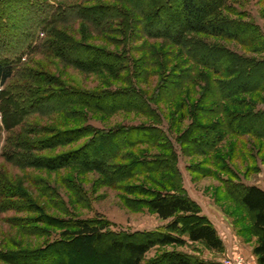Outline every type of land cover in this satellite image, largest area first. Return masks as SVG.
Returning a JSON list of instances; mask_svg holds the SVG:
<instances>
[{
  "label": "trees",
  "instance_id": "obj_1",
  "mask_svg": "<svg viewBox=\"0 0 264 264\" xmlns=\"http://www.w3.org/2000/svg\"><path fill=\"white\" fill-rule=\"evenodd\" d=\"M226 12L239 17L232 18ZM246 16L238 12L230 0H61L57 5L48 0H0V110L2 121L9 132L20 125L27 127L30 124L27 118L31 114L49 111L47 98L41 96L44 88L40 89L42 85L39 81L43 83L48 79L57 80L58 77L32 67L29 62L34 60L29 58L38 52L59 51L55 48L65 34L63 26L83 21L96 33L104 34L108 41L128 45L143 38H164L174 46H182L185 51L182 53L175 48L169 53L176 61L165 62L164 66H172V71L165 75L161 87L154 94L145 91L142 83L145 84L147 78L155 73L147 71L149 64L146 61L131 62L133 57L129 51L119 53L83 42L74 44V55L57 52L61 54L60 57L67 60L70 58V61L81 66L101 59L107 68L114 69L113 74L117 79L121 80L123 76L122 80L126 83L119 88L100 91L65 85L62 88L63 94L72 99H80L79 103L108 114L130 109L146 114L150 120L140 124H121L105 131L83 125L78 129L61 131L59 139L43 137L36 143L29 140L17 142L9 135L2 154L20 165L37 161L44 162L48 167H60L92 163L96 155L93 150L100 144L104 152L98 159L102 166H107L112 159L131 154L123 153L124 147L164 142L166 148L172 150L170 161L175 173L171 185L174 191L139 186L140 192L150 198L145 202L161 218H171L164 230L114 231L110 228L111 223L103 219L79 218L66 221L51 218L50 221L57 220L65 228H73L72 231L64 230V234H70L68 239H57L36 251L17 250L10 253L0 249V257L9 258L11 254L15 264H70L66 252L73 246H82L81 251L85 255L108 246L118 254H132V264H140L142 255L158 244L182 245L192 241L200 242L208 249L222 250L224 244L217 228L182 186L173 159L176 151L160 127L163 118L158 104L178 96L186 86H197L200 80H207L210 84L204 88L207 104L201 106L197 113V135L192 136L193 142L212 149L217 140L229 133L264 137V108L247 109L249 105L246 99L239 97L251 91L264 92V55L247 56L211 39L224 37L236 40L250 47L252 53H263L264 33L254 22L247 21ZM111 33L117 37L111 36ZM153 51L152 56L156 57L155 48ZM26 54L29 57L24 62L22 60ZM128 62L132 63V68ZM153 64L159 65V61ZM120 71L126 73L121 75ZM170 93H174L173 96L167 97ZM66 98L59 104V108H66L71 102ZM182 101L185 105V101ZM185 117L183 114L182 119ZM86 134L91 136L83 146L55 155H21L16 149L29 148L30 145L43 149L56 143L70 144ZM121 135L124 136L123 140L116 141ZM110 139L113 143L108 147L106 143ZM90 144H93V150L88 151ZM167 165L169 163L162 158L136 156L131 164L121 168L122 171H115L110 181L115 184L119 179L131 178L142 172L164 171ZM9 189L6 192L9 191L12 196L19 194V191L11 193L12 186ZM228 191L253 214L252 223L257 235L253 253L258 264H264V189L256 184L230 181ZM50 252L61 256L50 259ZM149 264L211 263L198 256L171 251L163 252Z\"/></svg>",
  "mask_w": 264,
  "mask_h": 264
},
{
  "label": "rangeland",
  "instance_id": "obj_2",
  "mask_svg": "<svg viewBox=\"0 0 264 264\" xmlns=\"http://www.w3.org/2000/svg\"><path fill=\"white\" fill-rule=\"evenodd\" d=\"M48 1L57 5L61 0ZM230 3L238 12L246 14V20L254 22L264 33V0H230ZM226 14L232 18L239 17L227 12ZM62 30L65 34L61 36V42L55 48L61 54L65 52L69 56L72 53L74 55L72 52L74 44L85 42L119 53L129 51L133 57L131 62L146 61L149 64L147 71L155 74L149 76L142 86L151 94L158 92L163 78L172 71V66H164L165 62L176 61L174 56H169V53L175 48L182 53L185 52L182 46H174L164 38H143L128 45L108 41L104 34L96 33L87 22L83 21L63 26ZM110 35L115 36L113 33ZM211 39L247 56L264 55V52L252 53L250 47L236 40L224 37ZM153 48L157 52L156 57L152 56ZM57 52H38L30 55L29 58L35 61L29 62L32 67L43 69L49 73L48 75L58 77L57 80L48 79L43 83L39 81L42 85L40 89L44 88L41 96L47 98L49 111L44 114H31L27 118V123H30L27 127L20 125L13 128L11 133L2 121L0 110V249L8 250L10 253L17 250L36 251L57 239H68L70 234H64V230L72 231L73 228H65L57 220L50 221L51 218L66 221L79 218L103 219L111 223L110 228L114 231L164 230L171 218H161L145 202L150 198L142 194L139 188V186H148L161 191H174L171 185L175 173L170 161L172 150L166 148L164 142L157 145L140 143L124 147L123 153L131 154L116 157L107 166H102L98 159L104 152L100 144L95 150L91 148L93 144L89 145L88 151L93 150L96 153L92 163H74L60 167H48L44 162L37 161L20 165L2 155L9 135H12L17 142L29 140L36 143L43 137L51 136L55 140L59 139L61 131L78 129L83 125H91L95 129L105 131L121 124H140L150 120L146 114L130 109H120L114 114H108L82 102L79 103L80 99H72L71 96L63 94L62 88L65 85L100 91L119 88L126 83L122 80L123 76L121 80L117 79L113 74L114 69L107 68L101 59L89 61L81 66L75 61H70L69 57V60L60 57L61 54ZM27 56L26 54L22 61H28L25 60ZM157 60L159 65L153 64ZM131 64H129L130 68H132ZM119 73L124 75L126 72ZM207 84H209L207 80H200L199 85L186 86L181 92L178 91V96L169 98L165 103H159L163 118L160 127L164 129L176 151L173 159L181 176L183 188L199 204L201 212L215 225L224 247L222 250H212L200 242L192 241L182 245L158 244L142 255L140 264H149L163 252L171 251L198 256L211 264H238L235 262L237 255L244 257L245 264H258L257 257L253 253V247L257 242L252 223L253 214L231 196L228 185L230 181L244 182L264 188V137L229 133L217 140L212 149L204 144L194 143L192 136L197 135L196 116L200 107L206 103L204 88ZM173 94L170 93L167 97ZM66 97L71 102L66 108H59V104L67 99ZM239 97L246 99L249 105L247 109L264 108V92L251 91ZM182 100L185 101V105ZM183 114L186 115L184 120ZM90 136L86 134L70 144L56 143L52 147L43 149L33 148L32 145L28 146L29 148L16 149L21 155H55L83 146ZM123 138V135L118 136L116 141L120 142ZM110 141L111 139L104 143L111 147L113 142ZM136 156L162 158L169 165L164 171L142 172L131 178L119 179L115 184L110 181L115 171H122L121 168L131 164ZM11 186L13 190L11 193L19 191V194L12 196L9 191L6 192ZM184 237L187 238V235ZM82 249V246L70 248L66 252V256L70 259L67 262L70 264L133 263L132 254L126 252L118 254L108 246L90 251L87 255L83 254ZM49 255L50 259L61 256L53 252ZM8 256L9 258L0 257V264H15L12 262L14 257L11 254Z\"/></svg>",
  "mask_w": 264,
  "mask_h": 264
},
{
  "label": "built area",
  "instance_id": "obj_3",
  "mask_svg": "<svg viewBox=\"0 0 264 264\" xmlns=\"http://www.w3.org/2000/svg\"><path fill=\"white\" fill-rule=\"evenodd\" d=\"M235 262H237L238 264H245L244 257L242 255H237L235 257Z\"/></svg>",
  "mask_w": 264,
  "mask_h": 264
},
{
  "label": "crops",
  "instance_id": "obj_4",
  "mask_svg": "<svg viewBox=\"0 0 264 264\" xmlns=\"http://www.w3.org/2000/svg\"><path fill=\"white\" fill-rule=\"evenodd\" d=\"M259 186V185H258ZM261 187V186H260ZM261 188H263V187H261ZM264 189V188H263Z\"/></svg>",
  "mask_w": 264,
  "mask_h": 264
}]
</instances>
